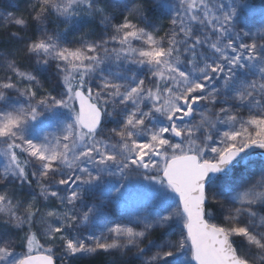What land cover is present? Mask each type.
<instances>
[{
	"label": "snow or ice",
	"instance_id": "1",
	"mask_svg": "<svg viewBox=\"0 0 264 264\" xmlns=\"http://www.w3.org/2000/svg\"><path fill=\"white\" fill-rule=\"evenodd\" d=\"M158 7L168 9L163 36L149 15ZM27 8L38 36L6 37L23 42L31 70L0 51V264H72L133 248L142 264H264V5ZM18 11L9 2L0 20L27 30ZM97 20L95 39L68 40ZM130 201L128 224L108 226ZM225 201L234 207L213 223L209 205ZM170 226L178 239L148 240Z\"/></svg>",
	"mask_w": 264,
	"mask_h": 264
},
{
	"label": "rangeland",
	"instance_id": "2",
	"mask_svg": "<svg viewBox=\"0 0 264 264\" xmlns=\"http://www.w3.org/2000/svg\"><path fill=\"white\" fill-rule=\"evenodd\" d=\"M11 2L14 6L19 8V11L17 12V15H23L28 12L27 10H30L27 8L28 0H0V8H6L8 6V3ZM174 4L178 3V0H172ZM227 3L228 0H225ZM254 3L257 7L264 5V0H254ZM149 15L153 22L157 25L159 31L157 33L158 36H163L166 31H168L170 25H169V15H168V9L158 7L153 9L152 11L149 12ZM251 23H256L258 17H248ZM137 22V21H134ZM99 24V21H94L93 25L91 26H86L79 32L73 33L71 36L68 37L69 41L72 40H79L82 34H88L89 39H95L96 35L102 31V27H97L96 25ZM54 26V25H53ZM21 29V28H19ZM18 30L15 25H8L6 22L3 20H0V35H4V33H9L12 31ZM256 31V29H254ZM6 35V34H5ZM33 36H38V33L36 32L35 27L32 30V33L30 34V37ZM0 51L4 49H11L15 53V59L17 61V55L20 54L21 57V62H17L18 66L20 67L21 71H30L31 70V63L26 56L25 52L23 51L24 44L22 42V49L20 52H17V49L14 45H9L7 40H4L3 38L0 39ZM70 47L75 46V45H68ZM23 51V52H22ZM5 73L2 68H0V79L4 77ZM45 87L49 90L52 88V84L50 82H45ZM246 115V113H245ZM0 171H2V168H0ZM9 191H15L17 193L18 198H23V199H30V197L27 196V192H21L18 188H14L13 186H9ZM36 191L38 192L39 189L37 188ZM223 201V198H220ZM210 206V205H209ZM238 207L239 205H235ZM234 206L228 202H223V207L221 208L218 205H211L209 210L214 213L216 216V219L213 220L212 222H217V223H223V217L225 214H227L228 211H230ZM134 208V203L133 202H128L126 205H123L118 208H114L113 211L109 214L111 218V222L109 223L108 226H113L115 223H120V224H128L129 220L131 217L126 214L128 210H131ZM245 218L242 217V221ZM129 226H134V225H129ZM102 225L98 226L96 229H94L96 235H100V228ZM162 231L163 237L158 238L157 240L163 239V240H176L179 238V231L180 228L179 226H170L168 228L164 229H159ZM22 234V233H21ZM107 235V233H105ZM237 243L240 242V238H234ZM148 240H151L148 236ZM147 240H145L142 244L141 247H144L147 244ZM41 243H44V240L41 238ZM156 250L153 249V252ZM124 253H127L125 255ZM135 253V249H131L129 252L127 249L121 250L119 252H113L112 254L104 253V252H98L96 254L90 255L93 257L100 256L105 260V264H118L119 261L121 260H126L128 261V264H142L143 259H146L147 257H143L141 259H136L135 256L133 255ZM151 255V253L149 254ZM67 264V262H66Z\"/></svg>",
	"mask_w": 264,
	"mask_h": 264
},
{
	"label": "trees",
	"instance_id": "3",
	"mask_svg": "<svg viewBox=\"0 0 264 264\" xmlns=\"http://www.w3.org/2000/svg\"><path fill=\"white\" fill-rule=\"evenodd\" d=\"M6 1L8 2L10 0H6ZM27 11L29 12L30 10H27ZM28 12L24 16V19L28 21L27 30H24L22 28L19 29V27L16 26L18 30L12 31V32L18 33L19 35H21V36H23L25 38L30 37V34L32 33V30H33L34 27L36 29L35 24L31 21V18L28 15ZM5 34H6V32L4 33V35H0V39L3 38L4 40H7V37H6ZM21 44H22V42L21 43H15V42L9 43V45H14L16 47V49L19 50L17 52L21 51V49H22V45ZM19 57H21L20 54L17 55V62L20 63L21 59H19ZM255 159L259 160L260 158L259 157H255ZM209 208H210V206H209ZM213 223H217V222H213ZM160 237H163V234H162V231L159 230V229L153 230L152 233L149 235V238H151V240H157ZM72 264H105V260L102 257H100V256H96V257L85 256V257H83L81 259H77V260L72 261Z\"/></svg>",
	"mask_w": 264,
	"mask_h": 264
},
{
	"label": "bare ground",
	"instance_id": "4",
	"mask_svg": "<svg viewBox=\"0 0 264 264\" xmlns=\"http://www.w3.org/2000/svg\"><path fill=\"white\" fill-rule=\"evenodd\" d=\"M211 206V205H210ZM151 239V238H150Z\"/></svg>",
	"mask_w": 264,
	"mask_h": 264
},
{
	"label": "water",
	"instance_id": "5",
	"mask_svg": "<svg viewBox=\"0 0 264 264\" xmlns=\"http://www.w3.org/2000/svg\"><path fill=\"white\" fill-rule=\"evenodd\" d=\"M259 157V156H258Z\"/></svg>",
	"mask_w": 264,
	"mask_h": 264
}]
</instances>
